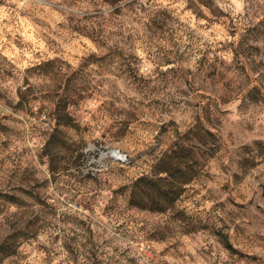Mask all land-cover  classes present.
<instances>
[{"label": "rangeland", "instance_id": "rangeland-1", "mask_svg": "<svg viewBox=\"0 0 264 264\" xmlns=\"http://www.w3.org/2000/svg\"><path fill=\"white\" fill-rule=\"evenodd\" d=\"M2 244L264 264V0H0Z\"/></svg>", "mask_w": 264, "mask_h": 264}, {"label": "trees", "instance_id": "trees-1", "mask_svg": "<svg viewBox=\"0 0 264 264\" xmlns=\"http://www.w3.org/2000/svg\"><path fill=\"white\" fill-rule=\"evenodd\" d=\"M1 261L4 260L7 256L11 255L13 252L6 248L5 244L0 245Z\"/></svg>", "mask_w": 264, "mask_h": 264}, {"label": "bare ground", "instance_id": "bare-ground-1", "mask_svg": "<svg viewBox=\"0 0 264 264\" xmlns=\"http://www.w3.org/2000/svg\"><path fill=\"white\" fill-rule=\"evenodd\" d=\"M113 156L117 158H122L124 155L120 151H113Z\"/></svg>", "mask_w": 264, "mask_h": 264}, {"label": "built area", "instance_id": "built-area-1", "mask_svg": "<svg viewBox=\"0 0 264 264\" xmlns=\"http://www.w3.org/2000/svg\"><path fill=\"white\" fill-rule=\"evenodd\" d=\"M120 159H122V161H123V158H120Z\"/></svg>", "mask_w": 264, "mask_h": 264}]
</instances>
